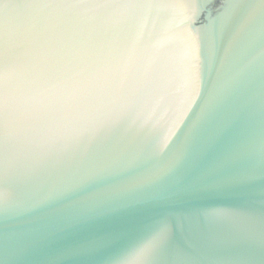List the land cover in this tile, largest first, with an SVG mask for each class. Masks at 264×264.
<instances>
[{"label":"water","instance_id":"95a60500","mask_svg":"<svg viewBox=\"0 0 264 264\" xmlns=\"http://www.w3.org/2000/svg\"><path fill=\"white\" fill-rule=\"evenodd\" d=\"M0 264H264V0H0Z\"/></svg>","mask_w":264,"mask_h":264}]
</instances>
